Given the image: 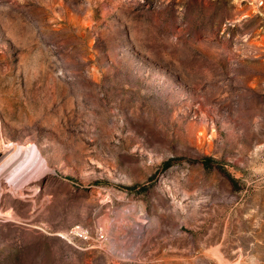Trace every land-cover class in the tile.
I'll return each mask as SVG.
<instances>
[{"label": "rangeland", "instance_id": "374dc122", "mask_svg": "<svg viewBox=\"0 0 264 264\" xmlns=\"http://www.w3.org/2000/svg\"><path fill=\"white\" fill-rule=\"evenodd\" d=\"M14 147L0 264H264V0H0Z\"/></svg>", "mask_w": 264, "mask_h": 264}, {"label": "bare ground", "instance_id": "6f19581e", "mask_svg": "<svg viewBox=\"0 0 264 264\" xmlns=\"http://www.w3.org/2000/svg\"><path fill=\"white\" fill-rule=\"evenodd\" d=\"M11 155L0 163V178L22 184L33 172L30 163L32 159L26 151L16 147Z\"/></svg>", "mask_w": 264, "mask_h": 264}, {"label": "built area", "instance_id": "2783aa9c", "mask_svg": "<svg viewBox=\"0 0 264 264\" xmlns=\"http://www.w3.org/2000/svg\"><path fill=\"white\" fill-rule=\"evenodd\" d=\"M73 233L75 236L82 238V239H87L88 235L86 234L85 231H83L80 227H76L73 229Z\"/></svg>", "mask_w": 264, "mask_h": 264}, {"label": "trees", "instance_id": "16d2710c", "mask_svg": "<svg viewBox=\"0 0 264 264\" xmlns=\"http://www.w3.org/2000/svg\"><path fill=\"white\" fill-rule=\"evenodd\" d=\"M211 161H212V160H211L210 158H206V159H204V163H205L206 165H209Z\"/></svg>", "mask_w": 264, "mask_h": 264}]
</instances>
